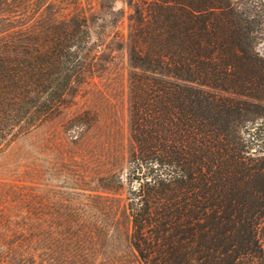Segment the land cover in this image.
Listing matches in <instances>:
<instances>
[{
	"label": "trees",
	"instance_id": "16d2710c",
	"mask_svg": "<svg viewBox=\"0 0 264 264\" xmlns=\"http://www.w3.org/2000/svg\"><path fill=\"white\" fill-rule=\"evenodd\" d=\"M126 3L127 35L107 40L83 0H0V149L115 50L132 67L128 146L115 130L110 168L83 159L52 212L0 213V264H264V0Z\"/></svg>",
	"mask_w": 264,
	"mask_h": 264
},
{
	"label": "rangeland",
	"instance_id": "374dc122",
	"mask_svg": "<svg viewBox=\"0 0 264 264\" xmlns=\"http://www.w3.org/2000/svg\"><path fill=\"white\" fill-rule=\"evenodd\" d=\"M83 1L100 17L92 27L94 39L104 29L107 40L114 37V30L127 35L130 8L126 0ZM256 50L264 57V39ZM111 55L105 71L84 83L59 116L14 137L0 149V213L32 219L52 212L58 202L55 199L78 186L83 159L91 160L95 172L110 168L115 130H120L124 146H128L132 70L128 46ZM85 110L93 116L86 132L81 135L67 129V120Z\"/></svg>",
	"mask_w": 264,
	"mask_h": 264
}]
</instances>
